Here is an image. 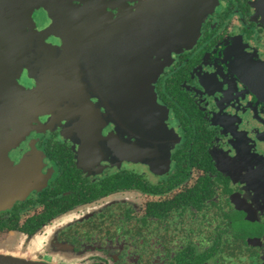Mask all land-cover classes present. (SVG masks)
<instances>
[{
    "label": "flooded vegetation",
    "instance_id": "flooded-vegetation-1",
    "mask_svg": "<svg viewBox=\"0 0 264 264\" xmlns=\"http://www.w3.org/2000/svg\"><path fill=\"white\" fill-rule=\"evenodd\" d=\"M261 82L264 0H0V254L264 264Z\"/></svg>",
    "mask_w": 264,
    "mask_h": 264
},
{
    "label": "water",
    "instance_id": "water-1",
    "mask_svg": "<svg viewBox=\"0 0 264 264\" xmlns=\"http://www.w3.org/2000/svg\"><path fill=\"white\" fill-rule=\"evenodd\" d=\"M178 6V4H176ZM74 13H80L79 15H86L88 13V11H86V9L84 8H70ZM174 10H176L174 8ZM69 45H73V44H69ZM259 87L263 90L264 89V82H261L259 84ZM155 104L157 105V100H156V96L154 93V99H153V109H156ZM0 264H47V263H43V262H35V261H31V260H26V259H22L19 258L13 254H0Z\"/></svg>",
    "mask_w": 264,
    "mask_h": 264
},
{
    "label": "rangeland",
    "instance_id": "rangeland-1",
    "mask_svg": "<svg viewBox=\"0 0 264 264\" xmlns=\"http://www.w3.org/2000/svg\"><path fill=\"white\" fill-rule=\"evenodd\" d=\"M67 11H69V10H67ZM35 262H37V261H35Z\"/></svg>",
    "mask_w": 264,
    "mask_h": 264
}]
</instances>
